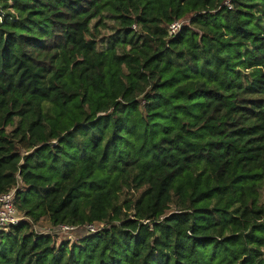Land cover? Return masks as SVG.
Returning a JSON list of instances; mask_svg holds the SVG:
<instances>
[{
  "label": "trees",
  "instance_id": "16d2710c",
  "mask_svg": "<svg viewBox=\"0 0 264 264\" xmlns=\"http://www.w3.org/2000/svg\"><path fill=\"white\" fill-rule=\"evenodd\" d=\"M223 2L0 0V264H264V0Z\"/></svg>",
  "mask_w": 264,
  "mask_h": 264
},
{
  "label": "built area",
  "instance_id": "2783aa9c",
  "mask_svg": "<svg viewBox=\"0 0 264 264\" xmlns=\"http://www.w3.org/2000/svg\"><path fill=\"white\" fill-rule=\"evenodd\" d=\"M236 0H224L222 3L227 8H232L233 3ZM187 23V19H178L173 21L168 26V34L170 37L175 36L180 29ZM135 29V25H132ZM15 201V188L0 193V230L7 231L10 227L20 224L21 222L27 221V218L22 212H20L14 204ZM147 221H144L146 223ZM117 223V222H116ZM109 223H87L83 226L59 224L56 227H41L32 224V229L38 234H49L54 235L58 240V236L65 239H75L80 235H92L104 230Z\"/></svg>",
  "mask_w": 264,
  "mask_h": 264
},
{
  "label": "rangeland",
  "instance_id": "374dc122",
  "mask_svg": "<svg viewBox=\"0 0 264 264\" xmlns=\"http://www.w3.org/2000/svg\"><path fill=\"white\" fill-rule=\"evenodd\" d=\"M106 17L104 18V27H99V47H106L108 44L109 37L115 33V20H113L109 14L105 13ZM95 23V20L92 22ZM119 52H122L121 49H118ZM171 207H174V204H171ZM36 226L48 227L50 226L47 219H42L38 223H35ZM61 239V236H58ZM60 241V240H59ZM58 241V242H59ZM155 257V255H154Z\"/></svg>",
  "mask_w": 264,
  "mask_h": 264
}]
</instances>
